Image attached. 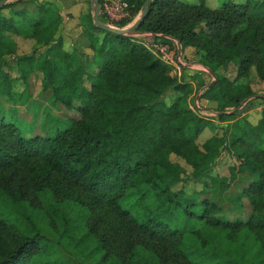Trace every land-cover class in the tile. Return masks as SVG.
Listing matches in <instances>:
<instances>
[{"label": "trees", "instance_id": "16d2710c", "mask_svg": "<svg viewBox=\"0 0 264 264\" xmlns=\"http://www.w3.org/2000/svg\"><path fill=\"white\" fill-rule=\"evenodd\" d=\"M28 1L0 8V103L25 93L4 69L15 63L19 79L40 72L39 94L76 115L31 110L32 119L22 121L28 128L13 120L19 109L0 116V264H264V107L255 124L235 119L254 96L250 69L264 81V0L218 8L204 0L148 3L137 34L192 48L207 70L199 73L214 78L198 82L205 88L198 99L214 101L227 124L201 146L198 136L215 126L188 105L194 81L172 77L171 66L134 35L99 29L87 14V48L93 63L100 58L89 75L91 61L72 43L63 48L57 5L15 8ZM126 1L135 17L145 0ZM100 20L121 28L131 18L111 23L100 13ZM14 36L45 51L14 60ZM39 115L41 133L34 131ZM223 150L235 159L228 177L210 176L187 191V171L170 156L197 179ZM228 191L244 216L230 218L218 203L217 194ZM61 247L71 256H61Z\"/></svg>", "mask_w": 264, "mask_h": 264}, {"label": "rangeland", "instance_id": "374dc122", "mask_svg": "<svg viewBox=\"0 0 264 264\" xmlns=\"http://www.w3.org/2000/svg\"><path fill=\"white\" fill-rule=\"evenodd\" d=\"M14 1V0H12ZM11 1V2H12ZM53 4L55 3L59 10V12L62 15V23L60 25V28L58 30V35H61L63 38V45L64 49L68 47V43H72V48H74L76 51H80L83 54V60H87V62L90 63L92 59V51L87 48V38L83 33V27H82V21L83 17L87 14L92 15V11L90 8V0H30L28 2H25L24 4H18L15 6V8H19L22 5H25L29 7L30 9H33V7L39 3L43 2H50ZM182 2H185L187 4H197L200 2V0H180ZM245 0H204L205 4L209 6L210 8H218L225 2H233V3H242ZM3 13L8 14L7 10H3ZM140 12L134 17L137 18L139 16ZM131 23V22H130ZM129 23V24H130ZM128 24V25H129ZM126 25V26H128ZM15 40H17V50L14 54L10 56V58L16 59V57H20L23 55L33 54L36 56L39 55V53H43L45 51V47L35 43L31 39H26L22 36H14ZM142 40H152V37H142ZM178 46V44H177ZM179 51L182 53L183 61L187 64L191 65V67L187 66H181L179 70H177L176 74L172 73L170 74L172 77H176L179 80L187 79L194 81V90L192 94L188 98V105L189 107H196V112L201 115L204 118L210 119L214 126L215 130L205 129L197 138V143L199 146L202 145V143L215 133L221 134L223 133V130L227 124L226 121H221L217 119V115L219 114V111L216 110L214 107L210 106V102L198 99V96L201 95L204 91V87L198 86V82L200 81L204 82L205 84L211 82L213 83L214 78L206 75L204 72L199 73L198 71L200 65H198L195 62L194 52L192 51V48L188 47L186 50H182L179 46ZM100 62V58L97 56L94 58V63L91 61L90 66L87 68V73L92 75L96 71V67L98 63ZM12 66L9 67L8 65L4 67V69L8 70L10 75L14 78L16 77V80L14 82V89L17 92H25L24 95H21L18 99L17 103H0V116H7L15 112V110L19 109V114L22 116V118L19 116H15L13 118L14 121H30L32 119V111L31 110H37L41 111V109L45 111H51L52 114L58 115L60 117L68 116V115H76L75 110L68 109L62 104H57L56 106H51V103L45 98L46 95H41L40 89V79L42 77L40 72H35L30 74L27 81H23L22 79H19L18 70H17V64L13 63ZM178 71L180 73L178 74ZM171 73V71H170ZM230 76H234V71L230 72ZM196 77H199L196 79ZM93 77L90 76L89 79L85 80V85L89 86L90 81H92ZM248 82L254 92V96L252 97V100L247 102L242 109L240 110V115L236 116L235 119H239L240 121L243 119L248 120V122L255 124L257 120L259 119L261 115V110L264 107V81H261L255 74V70L252 67L250 69L249 79ZM172 93H167L165 95L166 101H170ZM30 96H32L30 98ZM28 97L29 101L32 103H29V108H27L28 103H25V101L28 102V100H25ZM207 100V99H206ZM202 102V105L199 104ZM45 106V107H43ZM50 106V107H47ZM229 112V111H228ZM45 117V116H44ZM43 117V119H44ZM41 116L38 117V122L36 123L37 126H35V132L41 133V127L42 122ZM21 125L24 128H28L26 122H22ZM172 161L180 163L187 171L188 180L184 181L182 183L184 188L187 191L192 190H199L201 189L202 179H208L210 176L219 175V177H228L229 175V167L231 164L235 162V159L232 158L226 151H222L219 157L213 162L212 166L208 168V170L205 171V173L202 175V177L193 179L191 177V168L178 156L172 154L170 156ZM205 178H204V177ZM243 184L242 182H239L237 185L240 187ZM229 196H232V192H224L217 194L216 198L220 205H222L225 209V213L228 215V217L232 218L236 215H242L244 216L246 214L247 209L244 208L242 210H239L237 208H233L231 206L232 201ZM78 210L77 207L74 209L73 215L75 214V211ZM50 218L52 219V215L48 213ZM53 221V220H52ZM78 236V233L76 234ZM60 255L65 256H71L70 249L66 248H60Z\"/></svg>", "mask_w": 264, "mask_h": 264}, {"label": "built area", "instance_id": "2783aa9c", "mask_svg": "<svg viewBox=\"0 0 264 264\" xmlns=\"http://www.w3.org/2000/svg\"><path fill=\"white\" fill-rule=\"evenodd\" d=\"M98 4L100 7V13H102L106 19L111 23H119L124 20H128L131 18V21L134 19L132 17L129 4L126 0H98ZM130 21V22H131ZM128 22L126 25H128ZM114 26L112 24H109ZM125 25V26H126ZM117 27V26H114ZM136 39L144 44L151 52H153L157 57H159L163 62L167 63L171 66V72H177L181 65L189 66L191 65L184 63L181 59V53L179 51L178 46L175 47L169 43H164L159 39H156L158 36H163L160 34H152V33H139L134 35ZM152 37V40H142V37ZM154 36V37H153ZM198 70L207 71L203 67H199ZM193 111L196 112V107H190Z\"/></svg>", "mask_w": 264, "mask_h": 264}, {"label": "water", "instance_id": "95a60500", "mask_svg": "<svg viewBox=\"0 0 264 264\" xmlns=\"http://www.w3.org/2000/svg\"><path fill=\"white\" fill-rule=\"evenodd\" d=\"M12 0H0V8L10 2ZM150 0H145L141 12L139 16L131 21V23L128 26H123L121 28L119 27H114L109 24L103 23L100 20V7L98 4V0H90V8L92 11V21L95 27L109 31L118 35H135L138 33V28L141 24V22L144 20L147 12H148V3ZM213 84V83H211Z\"/></svg>", "mask_w": 264, "mask_h": 264}, {"label": "crops", "instance_id": "0c3cea01", "mask_svg": "<svg viewBox=\"0 0 264 264\" xmlns=\"http://www.w3.org/2000/svg\"><path fill=\"white\" fill-rule=\"evenodd\" d=\"M16 42H17V40H16ZM173 72H171L170 74H172ZM180 73V71H178V74ZM174 74H176V72H174ZM202 100H205V101H208V102H210V106H212V107H214L215 108V106H216V103L214 102V101H211V100H206V99H202ZM199 104H201L202 105V102L201 103H199Z\"/></svg>", "mask_w": 264, "mask_h": 264}]
</instances>
